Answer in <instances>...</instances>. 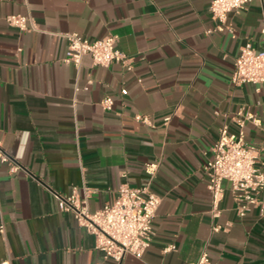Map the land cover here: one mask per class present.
I'll use <instances>...</instances> for the list:
<instances>
[{
    "label": "crops",
    "instance_id": "0c3cea01",
    "mask_svg": "<svg viewBox=\"0 0 264 264\" xmlns=\"http://www.w3.org/2000/svg\"><path fill=\"white\" fill-rule=\"evenodd\" d=\"M210 2L0 0V143L20 165L10 173L0 163V264H111L55 194L75 189L94 211L123 182L148 185L160 202L149 246L121 264H187L203 248L209 264H264V212L240 217L224 183L214 217L204 168L220 127L235 131L241 108L253 115L244 140L264 170V83L230 82L240 47L264 46V0L227 13L231 32L211 31ZM9 14H30L35 29L9 26ZM68 32L117 35L131 69L94 65L88 54L78 67L63 62Z\"/></svg>",
    "mask_w": 264,
    "mask_h": 264
},
{
    "label": "built area",
    "instance_id": "2783aa9c",
    "mask_svg": "<svg viewBox=\"0 0 264 264\" xmlns=\"http://www.w3.org/2000/svg\"><path fill=\"white\" fill-rule=\"evenodd\" d=\"M250 0H211L209 10L215 26L211 30L232 31L226 23L227 13L239 12L246 9ZM6 23L19 31L35 29L33 17L30 14H9L5 17ZM264 41V28L261 30ZM67 48L62 58L65 63H72L78 67L81 57L91 56L94 65L108 66L111 63H121L127 70L131 69V58L115 47L117 35L108 33L101 38L87 39L75 32L64 33ZM18 50H20L18 48ZM140 81V79H138ZM233 85L243 83H264V46L259 49L252 47L249 41L245 42L234 57L233 68L230 74ZM127 89L120 90L125 95ZM113 99L105 96L101 105L105 110H111ZM250 112L238 109L232 120L236 124L235 131H230L226 124L219 129V135L212 146V156L205 163V172L208 175L207 189L211 195V212L218 216V205L221 201L225 186L236 204L237 214L242 217L252 208L264 212V199L259 194L264 190V170L258 162L257 149L244 140V125L252 119ZM134 119L143 123H150L148 116L136 114ZM165 122L168 120L166 117ZM0 163L8 165V171L14 173L20 169L19 163L12 158L1 146ZM156 164L150 163L145 171L152 177ZM59 210L71 213L76 223L93 234L95 248L103 252L105 259L111 264H121L125 255L141 257L150 244L153 235L152 221L160 202V197L149 189L148 185L141 187L131 186L123 182L118 186L116 197L112 202L90 211L86 195L80 197L74 189L68 195L55 194ZM219 226L214 227V230ZM3 225L0 231L3 232ZM175 246L168 245L164 250H172ZM1 264H11L4 260ZM187 264H209L208 253L203 248L196 260Z\"/></svg>",
    "mask_w": 264,
    "mask_h": 264
}]
</instances>
